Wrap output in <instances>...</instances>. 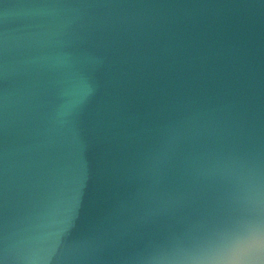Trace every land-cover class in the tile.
Instances as JSON below:
<instances>
[{"label":"water","instance_id":"obj_1","mask_svg":"<svg viewBox=\"0 0 264 264\" xmlns=\"http://www.w3.org/2000/svg\"><path fill=\"white\" fill-rule=\"evenodd\" d=\"M0 264H264V0H0Z\"/></svg>","mask_w":264,"mask_h":264}]
</instances>
